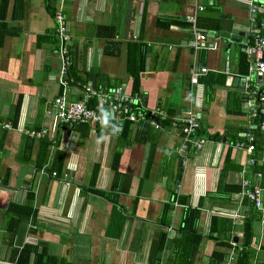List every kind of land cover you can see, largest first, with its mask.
<instances>
[{"label": "crops", "instance_id": "crops-1", "mask_svg": "<svg viewBox=\"0 0 264 264\" xmlns=\"http://www.w3.org/2000/svg\"><path fill=\"white\" fill-rule=\"evenodd\" d=\"M7 1L8 32L0 43V119L11 127H0V264H13L14 250L26 243L37 244V252L43 249L42 259L49 264H60L61 259L72 264H142L152 236L158 231L168 237L176 233L187 205L198 210L195 228L203 235L211 215L231 221L223 236L229 244L221 247L226 253L222 264H235L248 209L242 202L241 182L246 177L249 185L259 186L264 178V129L258 128L262 119L250 114L251 99L244 85L249 59L243 51L252 37L250 29L256 30L264 16L255 15L256 20L250 21L249 0H64L75 73L88 81L94 73L95 83L102 73V80L106 76L118 81L119 92H130L126 60L134 52L131 44L140 43L144 48L138 89L141 104L148 110L159 107L167 119L157 130L149 123L147 110L131 123L135 129L139 120L148 118L156 143L146 176L145 144L133 142L123 148L118 162L123 178L113 206L100 196L79 194V185L88 183L92 165L99 163L95 187L109 188V150L122 123L113 126L118 127L117 134L89 132L81 145L74 142V131L57 127L52 143L65 151L64 171L58 179L34 166L39 139L33 138L28 157L23 153L26 136L51 124L52 98L59 93L57 39L44 0ZM187 15H193L194 26L206 32L195 52L189 46L192 22ZM201 67L206 71L192 83L189 69L199 72ZM231 77L239 79L232 82ZM250 78L249 89L257 82L254 73ZM65 97L79 100L82 91L70 86ZM17 100V121L12 124ZM189 106L199 120L201 130L192 136L199 148L188 143L179 156L181 120ZM246 133L258 139L251 154L246 150ZM249 157L254 158L253 164L247 163ZM64 175L70 177L67 187ZM29 188L34 193L36 221L20 223L7 242L6 207L23 204ZM178 196L186 201L178 202ZM164 206L169 208L161 224L158 219ZM257 208L262 210V220L253 224V255L247 264H264V196ZM102 210L108 211L103 222ZM121 213L124 218H114ZM214 248L219 247L213 239L203 240L195 261H206ZM168 253L164 249L160 264ZM29 258L31 262L32 254Z\"/></svg>", "mask_w": 264, "mask_h": 264}, {"label": "trees", "instance_id": "trees-1", "mask_svg": "<svg viewBox=\"0 0 264 264\" xmlns=\"http://www.w3.org/2000/svg\"><path fill=\"white\" fill-rule=\"evenodd\" d=\"M21 1V0H20ZM27 3V0H25ZM58 0H44L46 11L52 16L54 25V35L57 39V47H56V55H57V48H58V37L55 32V27L57 25V22L55 20V12L58 9ZM7 0H0V43L2 42V36L3 34L7 33V23L4 18L5 12H6V6H7ZM53 3V4H52ZM63 3L64 0L61 2V13L63 17V21L66 24L67 22L63 14ZM55 4V5H54ZM27 5V4H26ZM54 5V7H53ZM264 16V11H261L259 13H256V16L258 15ZM255 16V17H256ZM256 20V19H255ZM39 37V36H38ZM69 44H70V38L68 43V54L70 56L69 51ZM134 47V52L128 53V60H126V72L130 76L131 79V86H130V92L131 94H138L139 89V73L143 70V59H144V48L140 43H133L131 44ZM69 66L67 67L65 71L64 80L67 84V89L70 86H81L83 83L88 81V77L86 76L84 79H81L76 73L73 68V62H72V55L69 57ZM58 64V60H57ZM57 72L56 70V78H57ZM102 73L99 75L100 79H98V82L95 84V89H100L103 93H109L111 91L116 90L120 85L118 84V81H112L108 77H104L105 79L102 80ZM190 75V74H189ZM58 82V79H57ZM59 85V93L56 95H60L62 86ZM119 89V88H118ZM54 95L53 98L56 96ZM140 96V95H139ZM52 98V102H53ZM19 102L16 101L11 122L12 124H15L17 121L18 116V109H19ZM143 102V99H141V103ZM87 104L89 106H94L97 104L96 97H92L87 100ZM165 115V114H164ZM256 122L257 119L254 118L253 122ZM167 122V119L163 118V120L160 121L159 126L165 124ZM120 123V132L118 135L114 136V141L112 142V145L110 147V155H109V162L108 167L112 171V177L110 180L109 188L108 189H99L95 187V179L98 173L99 169V163H94L91 167V173L90 178L88 180V183L86 185H79V194L81 195H96L102 197L104 200L115 206L117 204V199L120 191V185L123 178V173L118 169V162L119 158L121 156V152L123 148H128L132 145L133 142H140L145 144V154H144V171L143 175H147V170L149 166L151 165V160L154 152L155 147V138L156 133L152 134L148 118L139 120L136 123L135 129H131V123L130 121L123 119ZM114 121L109 119V125L105 126L103 121L101 123H95V124H75L71 127V130L76 132L77 139L76 144L81 145L83 143V140L89 135V132L93 131L96 136H101L104 134H109L110 128L114 126ZM184 124L182 123V129ZM159 127V128H160ZM158 128V129H159ZM157 129V130H158ZM252 132L255 130H258V128H251ZM154 130V129H153ZM200 129L199 127V120H198V126L194 130V132H198ZM193 132V134H194ZM183 133V132H182ZM192 134V136H193ZM256 134V133H255ZM257 135V134H256ZM28 140H26L25 150H23V153L28 157V153L33 141V136H26ZM48 137L46 135L39 138V145L36 155V160L34 166L37 169H43L48 172V174L51 175L52 172H54L55 178H60L64 171L63 166V160L65 157V151L63 149L57 148L58 143L53 144L50 140L47 139ZM258 142L257 136L256 139H254V145L256 141ZM51 147H54L53 153L50 152ZM255 148H253V151ZM252 151V152H253ZM177 153V152H176ZM178 154V153H177ZM179 169H176L175 173L178 174ZM6 183L7 181V171L5 175L2 177L1 182ZM253 186V185H252ZM259 187H264V178L262 182L260 183ZM264 196V195H263ZM260 197V202L262 197ZM34 199V193L29 188V190L26 192L25 195V201L23 204H15V203H8L6 207V214L8 216L7 225L5 227V237L8 240L7 242H11L18 226L22 222H31L34 223L36 221V211L32 207V202ZM186 198L183 197H176V200L178 202L186 201ZM134 203H135V199ZM243 204L248 205L247 211L244 213L243 219H242V225H241V232H242V238L240 239V245L241 249L238 251V255L235 261V264H247L249 258L253 255V249L250 247V241L251 237L253 235V224L257 221L262 220V215L260 214L261 209L257 208V205L255 203V200H249L248 197L243 196L242 198ZM169 206H164V208L161 211V215L158 219L159 223L165 222V217L167 214ZM199 212L194 207H185L180 225L177 227L176 233L171 235V237H168V234L164 231H158L156 232L151 240L149 245L148 254L146 257V260L142 264H160L162 262L163 251L164 249L168 250V255L166 256L165 261L163 264H222V262L226 259V253L222 250L221 247H228V239L227 237H223L227 232L230 230L231 227V221L226 217L211 215L209 225H208V232L206 235H203L202 233L198 232L195 228V223L198 218ZM124 218V215L121 213L117 216H114V218ZM112 218V219H114ZM116 221V220H115ZM209 240L213 239L215 241V244L219 247L218 249H213L206 261H202L200 263H197L195 261V255L196 252L199 249L200 244L203 240ZM38 244L41 245L40 242ZM43 247V246H42ZM32 254L31 262H29V255ZM44 255L43 249L40 250V252H37V244H23L22 247L18 250H14V257H13V264H49L46 261L42 259V256ZM60 264H72L70 262L64 261L63 259L60 260ZM86 264V263H84Z\"/></svg>", "mask_w": 264, "mask_h": 264}, {"label": "built area", "instance_id": "built-area-1", "mask_svg": "<svg viewBox=\"0 0 264 264\" xmlns=\"http://www.w3.org/2000/svg\"><path fill=\"white\" fill-rule=\"evenodd\" d=\"M63 0H58V9L55 12V20L57 25L55 27V32L58 37V48H57V60H58V72L57 79L58 84L62 86L60 95H56L53 98V108L54 111L51 112V124L50 126L43 127L41 130L36 132H30V135L34 139H39L46 135L48 139L53 142L51 138L54 136V132L59 126H65L71 130V127L75 124H95L101 123L103 121L102 110H107L110 113V119L114 123L121 122L126 119L130 122H135L139 118H143L145 109L141 104V99L138 94H131L129 92H119L118 89L111 91L109 93H103L100 89H95L91 86V82L87 81L79 86L82 91V97L79 100L69 101L65 97V92L67 90V84L64 80L65 71L69 66V54H68V43L70 34L67 30L66 24L63 21L61 13V2ZM249 15L250 21H255V15L261 12L264 5V0H249ZM201 9V7H197ZM261 10V11H260ZM186 19L192 22L191 25V38L189 42L190 48L195 52L197 49L202 47V43L206 39V32L196 28L193 24L194 16L187 15ZM258 31L250 29L252 37L243 49L247 59H249L248 73L244 76V85L248 88V95L251 99L250 103V114L252 117H260L262 120L258 126L259 129H264V19L259 23L257 27ZM260 29L262 31L260 32ZM206 71L205 67H201L199 72L189 69L190 81L192 83H197V77L199 74ZM252 73L255 74L257 82L253 83V88L249 89L248 81L251 79ZM96 97L97 104L94 106H89L87 100ZM149 113V123L153 128L158 129L160 126V121L164 118V111L159 107L152 108L148 110ZM181 122L183 126V134L180 137V143L176 148V152L179 156L186 149L188 143H193L196 148H199V143L197 140L192 139V134L196 127L198 126V118L195 115L191 107L184 109V117ZM0 127L10 128L9 122H5L0 119ZM74 142L77 139L76 132ZM72 137V136H71ZM246 139L248 144L246 150L251 154L254 148V136L252 133H246ZM247 163L253 164L254 158L249 157ZM54 175V172L51 173ZM66 181L64 182L65 187H67L70 177L64 175ZM242 196H247L249 200H255L257 206H260V197L264 195V187H259L258 185H249L248 179H244L241 182ZM237 215L233 214V217Z\"/></svg>", "mask_w": 264, "mask_h": 264}, {"label": "water", "instance_id": "water-1", "mask_svg": "<svg viewBox=\"0 0 264 264\" xmlns=\"http://www.w3.org/2000/svg\"><path fill=\"white\" fill-rule=\"evenodd\" d=\"M256 31H258V29H256ZM239 78L238 77H231V80H232V82L233 81H235V80H238ZM89 80H90V82H91V86L92 87H95V75H94V73H91V74H89ZM121 123H118V125H120ZM118 127H111L110 128V131L111 132H113V133H115V134H117V132L115 131V129H117Z\"/></svg>", "mask_w": 264, "mask_h": 264}, {"label": "clouds", "instance_id": "clouds-1", "mask_svg": "<svg viewBox=\"0 0 264 264\" xmlns=\"http://www.w3.org/2000/svg\"><path fill=\"white\" fill-rule=\"evenodd\" d=\"M103 112V123L105 126L109 125L110 113L107 110H102Z\"/></svg>", "mask_w": 264, "mask_h": 264}, {"label": "rangeland", "instance_id": "rangeland-1", "mask_svg": "<svg viewBox=\"0 0 264 264\" xmlns=\"http://www.w3.org/2000/svg\"><path fill=\"white\" fill-rule=\"evenodd\" d=\"M75 149V148H74ZM73 149V150H74ZM75 152H77V150H75ZM80 152H77V154H79ZM82 214V213H81ZM107 216H108V211L106 212V211H103L102 210V222L107 218ZM201 219V218H200ZM198 222V221H197ZM81 230V229H80ZM92 232V231H91ZM80 234H82V233H80Z\"/></svg>", "mask_w": 264, "mask_h": 264}, {"label": "bare ground", "instance_id": "bare-ground-1", "mask_svg": "<svg viewBox=\"0 0 264 264\" xmlns=\"http://www.w3.org/2000/svg\"><path fill=\"white\" fill-rule=\"evenodd\" d=\"M245 176V175H244ZM245 179H246V177H245ZM250 180V179H249ZM251 185V184H250Z\"/></svg>", "mask_w": 264, "mask_h": 264}]
</instances>
